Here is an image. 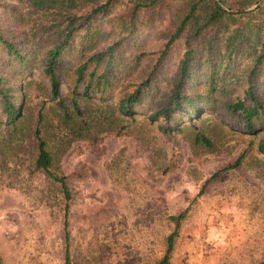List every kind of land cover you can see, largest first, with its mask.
Listing matches in <instances>:
<instances>
[{"label": "rangeland", "instance_id": "1", "mask_svg": "<svg viewBox=\"0 0 264 264\" xmlns=\"http://www.w3.org/2000/svg\"><path fill=\"white\" fill-rule=\"evenodd\" d=\"M11 82L21 117L15 126L0 122L2 264H65L66 245L71 264H160L171 216L182 213L169 264H264V121L251 134L204 111L163 131L161 121L122 116L112 100H81L90 129L68 143L41 69ZM61 92L69 93L66 83ZM40 113L50 170L65 176L69 199L35 168ZM198 132L210 146L196 141Z\"/></svg>", "mask_w": 264, "mask_h": 264}, {"label": "trees", "instance_id": "2", "mask_svg": "<svg viewBox=\"0 0 264 264\" xmlns=\"http://www.w3.org/2000/svg\"><path fill=\"white\" fill-rule=\"evenodd\" d=\"M35 68L49 80L58 135L68 143L90 129L80 101L96 99L112 100L122 116L161 121L163 131H179L210 111L252 134L264 121V0H0V122L3 116L15 126L20 119L19 89L11 81ZM42 120L40 113L35 168L69 199L65 176L50 170ZM195 139L211 145L200 132ZM257 149L264 154V138ZM183 217L171 216L176 225L160 264H169ZM67 223L66 210L65 230Z\"/></svg>", "mask_w": 264, "mask_h": 264}]
</instances>
